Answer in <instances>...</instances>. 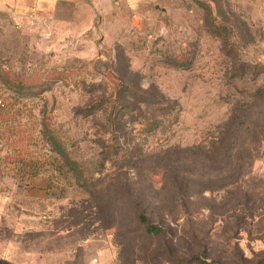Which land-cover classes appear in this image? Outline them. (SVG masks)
Masks as SVG:
<instances>
[{"label": "rangeland", "instance_id": "obj_1", "mask_svg": "<svg viewBox=\"0 0 264 264\" xmlns=\"http://www.w3.org/2000/svg\"><path fill=\"white\" fill-rule=\"evenodd\" d=\"M89 17H0V264L264 261V0Z\"/></svg>", "mask_w": 264, "mask_h": 264}, {"label": "crops", "instance_id": "obj_2", "mask_svg": "<svg viewBox=\"0 0 264 264\" xmlns=\"http://www.w3.org/2000/svg\"><path fill=\"white\" fill-rule=\"evenodd\" d=\"M115 4L116 0H0V17L56 23L83 15L91 21L98 13L104 18L111 14Z\"/></svg>", "mask_w": 264, "mask_h": 264}, {"label": "trees", "instance_id": "obj_3", "mask_svg": "<svg viewBox=\"0 0 264 264\" xmlns=\"http://www.w3.org/2000/svg\"><path fill=\"white\" fill-rule=\"evenodd\" d=\"M134 215L138 223L143 227L144 231L147 234L155 236V237H161L163 235V230L161 226L153 221L150 213L148 212V208L143 202H139V204H136ZM194 261H198L200 263L204 262V264L205 263L207 264L205 260L199 257L194 259ZM257 264H264V261H260Z\"/></svg>", "mask_w": 264, "mask_h": 264}, {"label": "built area", "instance_id": "obj_4", "mask_svg": "<svg viewBox=\"0 0 264 264\" xmlns=\"http://www.w3.org/2000/svg\"><path fill=\"white\" fill-rule=\"evenodd\" d=\"M0 104H1V100H0Z\"/></svg>", "mask_w": 264, "mask_h": 264}]
</instances>
